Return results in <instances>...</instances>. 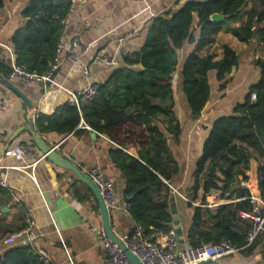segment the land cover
Wrapping results in <instances>:
<instances>
[{
    "label": "crops",
    "instance_id": "1",
    "mask_svg": "<svg viewBox=\"0 0 264 264\" xmlns=\"http://www.w3.org/2000/svg\"><path fill=\"white\" fill-rule=\"evenodd\" d=\"M27 1L5 2L0 10V76L6 80L10 68L2 46L12 49L10 39L25 23L21 11ZM186 1L188 0H72L60 38L66 49L70 48L74 39H78L83 48L87 47L84 54L81 49H77V56L88 66L89 72L85 76L82 67L66 60L63 52L61 66L54 76L55 82L71 92H78L87 85L100 87L108 84L112 73L121 67V56L137 52L143 46L152 22L164 13L180 8ZM245 16L242 23H230L227 29H222L214 36L212 44L197 52L200 58L210 57L213 62H217L223 57L224 47H228L238 57L239 64L231 70L222 90L219 89L220 85L215 81L214 74L209 75V101L196 120L191 118L180 90V65L177 68L173 83V111L180 133L176 138L168 132V121L164 116L152 121L151 128H156L154 133L144 132L146 139L131 140L128 150L121 149L104 135L92 130L80 114L79 123L71 133H45L41 128L47 126L48 120H52L63 105L68 104L67 95L50 85L10 82L31 103L28 116L32 119L37 134L60 157L81 172L86 174L96 170L103 175L112 185L119 205L125 202V180L112 155L115 150H121L136 158L141 151L140 144L149 142L164 143L170 150L179 167L172 182L173 189L184 197L213 122L231 115L233 108L243 102L250 87L260 80V69L254 65V61H264V48L254 40L249 44L240 43L232 34L234 29L243 26ZM193 20L195 26V15ZM192 50L193 46L185 45L180 52V61ZM99 55L108 56L114 65L106 67L94 64V58ZM135 68L140 69V66ZM25 110L24 102L0 81V181L11 188L9 192L0 187L3 191L0 194V255L10 248L28 244L33 254L38 258H45L50 264H102V252L97 239L87 227L89 223L101 227L98 203L87 186L77 180L72 172L56 166L35 147L30 133L23 131L13 137L14 132L25 124ZM38 120L41 121L39 124ZM24 144L34 145L32 156L15 154L16 148ZM7 152L10 154L7 155ZM243 155L248 160V167L244 169L241 166L236 170L235 179L223 196L218 191L205 194L201 187L197 200L190 204L203 210L224 208L232 213L243 203L241 200L251 193L260 197L258 182L250 185L247 181L248 170H257L258 164L250 157L249 152L243 151ZM255 186V192H252L250 189ZM242 191H247L248 195L238 196ZM178 197L170 204V214L171 205L174 204L184 241V244H179V248L184 249L192 211L187 207L188 200ZM240 211L237 213L238 217ZM107 212L116 237L131 229L133 220L130 215L117 210ZM27 219L32 221V226L27 224ZM19 231L25 232L23 240L11 247L6 246L5 238ZM252 246L251 254H246L248 247L244 246L238 248L240 250L236 254L219 259L216 263L264 264V234Z\"/></svg>",
    "mask_w": 264,
    "mask_h": 264
},
{
    "label": "trees",
    "instance_id": "2",
    "mask_svg": "<svg viewBox=\"0 0 264 264\" xmlns=\"http://www.w3.org/2000/svg\"><path fill=\"white\" fill-rule=\"evenodd\" d=\"M9 1L12 0H0V10ZM71 6L72 0L27 1L21 11L25 23L10 39L18 65L36 73L47 69ZM214 14L224 16L225 20L212 23L210 17ZM244 15V24L233 30V37L244 44L254 40L264 48V0H188L180 8L164 13L148 28L143 46L137 52L121 56V67L112 73L108 84L96 87V97L87 108L79 113L74 106L65 104L41 131L58 135L71 133L79 123L80 114L92 130L128 150L131 140L146 139L144 132L154 133L152 121L164 116L168 132L178 137L180 128L173 111L177 68L180 65V90L191 118L196 120L209 101V75L214 74L222 90L231 70L239 64L238 57L228 47H224L223 57L217 62L210 57L200 58L197 52L212 44L214 36L230 23H242ZM164 19H169V31ZM185 45L193 46V50L180 61ZM254 65L260 69L259 82L250 87L231 115L213 122L186 186L184 197L192 213L185 241L190 247L200 242L217 244L222 240H229L237 248L246 245L250 222L240 219L237 213L248 209L247 202L239 204L232 213L224 208L203 210L190 204L197 200L201 187L205 194L218 191L223 196L235 179L236 170L248 167L243 151L249 152L258 164V189L264 199V61L257 59ZM253 93L256 99L251 101ZM140 147L136 158L121 150H115L112 158L125 180L124 197L133 222L146 233L165 234L173 231L170 204L178 196L169 186L174 188L172 182L179 167L164 143H141ZM255 189L256 186L250 190L255 192ZM86 192L90 194L88 189ZM247 195V191H242L238 196ZM252 247L247 248L246 254L252 253ZM262 259L264 263V251ZM0 264L43 263L26 244L6 250L0 255Z\"/></svg>",
    "mask_w": 264,
    "mask_h": 264
},
{
    "label": "built area",
    "instance_id": "3",
    "mask_svg": "<svg viewBox=\"0 0 264 264\" xmlns=\"http://www.w3.org/2000/svg\"><path fill=\"white\" fill-rule=\"evenodd\" d=\"M2 47L9 61L10 71L8 74V81H18L23 85H50L64 92L67 95V103L74 106L79 113H81L82 109L87 108L89 103L96 97L97 90L96 87L92 85H87L78 92H71L57 84L54 79L55 74L61 66L63 52L66 60L76 66H81L83 74L85 76L88 75V66L84 65L81 58L77 56V49H81L84 54L87 51V47L83 48L80 46L78 39H74L70 48L66 49L60 38L56 45L54 55L43 73L30 72L25 66L18 65L15 61L12 49L7 46ZM93 63L106 67H112L114 65L112 59L106 55L96 56ZM255 99L256 95L254 93L251 94L250 100L254 101ZM84 126L90 130L85 124ZM34 151V145L24 144L16 148L15 154L18 156L30 157ZM6 154H10V152ZM86 175L97 188L107 211L117 210L125 215H129V204L126 202L120 205L118 204L114 196L112 185L103 175L96 170H92L86 173ZM252 178H254L255 182L257 181L256 169L248 170L247 181L249 182ZM0 187L9 192L11 191V188L1 181ZM169 188L181 199L187 201L171 186H169ZM241 201L248 203V209L239 212V217L241 219L250 222V228L245 237L246 248L251 246L258 237L264 234V199L251 193L250 196ZM27 224L29 226L33 225L30 219H27ZM87 227L89 232L97 239L98 246L102 252V264H130L123 250L107 237L101 227H95L91 223L87 224ZM24 234L25 232L23 231L15 232L5 238L4 244L11 247L18 241H22ZM117 240L140 264H203L206 262H216L219 259L234 255L240 250L229 240H222L217 244L200 242L194 247L180 249L173 231L165 234L155 231L146 233L142 226L134 222L131 229L123 235L118 236ZM39 261L43 264H50V262L43 257H39Z\"/></svg>",
    "mask_w": 264,
    "mask_h": 264
},
{
    "label": "water",
    "instance_id": "4",
    "mask_svg": "<svg viewBox=\"0 0 264 264\" xmlns=\"http://www.w3.org/2000/svg\"><path fill=\"white\" fill-rule=\"evenodd\" d=\"M225 20L224 16L220 14H214L210 17V21L214 24L221 23ZM164 24L166 31H169L170 29V23L169 19H164ZM0 81L13 93H15L26 105L25 110V124L22 128L18 129L14 132L13 137L18 136L21 132L25 131L31 134L33 143L35 147L44 154L52 163H54L59 168L68 170L72 172L76 179L82 182L87 186V188L92 192L94 198L96 199L98 203L99 208V214L101 218V228L103 229L104 233L107 235V237L115 244H117L125 253L126 257L128 258L130 264H140L137 259L129 252L127 251L124 246L120 244V242L117 240L116 235L114 234L110 222H109V214L103 204V201L98 193L97 188L95 185L90 181L88 176L78 170L76 167H74L69 161L65 160L64 158L60 157L58 153L51 148L42 138L39 136L34 128L32 119L28 116V113L31 109V103L27 100V98L8 80L2 78L0 76ZM171 214H172V229L174 232V236L178 243L180 245L184 244L182 232L180 229L179 221L176 215L175 211V205H171ZM186 248H190L188 244H186Z\"/></svg>",
    "mask_w": 264,
    "mask_h": 264
},
{
    "label": "bare ground",
    "instance_id": "5",
    "mask_svg": "<svg viewBox=\"0 0 264 264\" xmlns=\"http://www.w3.org/2000/svg\"><path fill=\"white\" fill-rule=\"evenodd\" d=\"M248 183H249L250 185H255V180H254V178H252Z\"/></svg>",
    "mask_w": 264,
    "mask_h": 264
},
{
    "label": "rangeland",
    "instance_id": "6",
    "mask_svg": "<svg viewBox=\"0 0 264 264\" xmlns=\"http://www.w3.org/2000/svg\"><path fill=\"white\" fill-rule=\"evenodd\" d=\"M199 1H204V0H199ZM249 9V5L244 9V13L247 12V10Z\"/></svg>",
    "mask_w": 264,
    "mask_h": 264
}]
</instances>
